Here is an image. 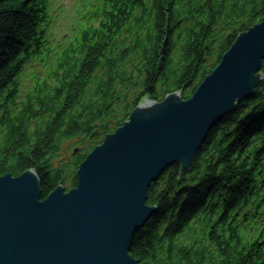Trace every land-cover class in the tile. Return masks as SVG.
Returning a JSON list of instances; mask_svg holds the SVG:
<instances>
[{
  "label": "trees",
  "instance_id": "trees-1",
  "mask_svg": "<svg viewBox=\"0 0 264 264\" xmlns=\"http://www.w3.org/2000/svg\"><path fill=\"white\" fill-rule=\"evenodd\" d=\"M42 14L44 0H0V177L34 170L45 199L76 186L78 166L142 99H189L236 37L262 22L264 0H106L96 27L22 91L21 54ZM260 74L254 96L211 130L191 169L173 166L151 184L147 204L157 212L130 251L139 264H264L263 246L244 242L230 220L264 160V60ZM74 140L80 150L53 165Z\"/></svg>",
  "mask_w": 264,
  "mask_h": 264
},
{
  "label": "water",
  "instance_id": "water-1",
  "mask_svg": "<svg viewBox=\"0 0 264 264\" xmlns=\"http://www.w3.org/2000/svg\"><path fill=\"white\" fill-rule=\"evenodd\" d=\"M264 18L239 34L192 97L142 100L78 166L76 186L43 199L33 170L0 177V264H138L137 234L157 209L148 190L191 169L209 133L262 81Z\"/></svg>",
  "mask_w": 264,
  "mask_h": 264
},
{
  "label": "rangeland",
  "instance_id": "rangeland-1",
  "mask_svg": "<svg viewBox=\"0 0 264 264\" xmlns=\"http://www.w3.org/2000/svg\"><path fill=\"white\" fill-rule=\"evenodd\" d=\"M59 1H61V0H51L50 3H52V4L55 3L57 5L59 3ZM89 2L93 3V0H89ZM59 4L61 6L62 5L65 6V7H61L60 6L58 11L56 12L57 13L56 22L54 21L55 20L54 16H55L56 13H55V11L53 9H51V20H52L53 24L55 22V27L52 26L51 29H53V31H55V30H57V28H58L59 24L61 23V21L67 22L69 20H71L69 25L75 26L76 29L78 27H80V25H81V16L84 13L83 9H84V5L86 4L85 1L82 2L79 5V7L82 8V12L81 13H77V9H76L77 3L76 2L73 5H69V3L66 2V1L60 2ZM86 9H88V6L86 7ZM76 29L74 30V32L76 31ZM80 142H81V140H74L71 143L65 144L63 146V148L61 149L58 157L55 158V160L53 161V165H55L56 167H60L63 162H66V163L69 162V160H70L71 156L73 155V153L80 150ZM76 171H77V169H76ZM76 171H75V174H76ZM33 172L36 174V172L34 170H33ZM18 177H13V178H18ZM58 186H62V185H58ZM65 192H68V191L65 190Z\"/></svg>",
  "mask_w": 264,
  "mask_h": 264
},
{
  "label": "bare ground",
  "instance_id": "bare-ground-1",
  "mask_svg": "<svg viewBox=\"0 0 264 264\" xmlns=\"http://www.w3.org/2000/svg\"><path fill=\"white\" fill-rule=\"evenodd\" d=\"M231 48V47H230ZM32 57V59L30 60V59H25V61H26V74L24 75V78H23V81H22V83H33L32 84V87L33 86H35V84L37 83H35V80L36 79H38V76H39V74H40V72H39V69H38V65L39 64H41L42 63V61L40 60V58H38V57H33V56H31ZM51 59H52V61L54 62V63H56V61H57V56L56 55H51ZM58 75V71L56 70L55 72H54V76L56 77ZM256 89V88H255ZM255 91V90H254ZM253 96H254V94H253ZM191 98V97H190ZM254 137H255V135H251V137H250V139H254ZM253 164H256L257 162L256 161H253L252 162ZM146 205L147 206H150V205H148L147 204V202H146ZM150 207H154V206H150ZM156 208V207H155ZM157 209V208H156ZM157 212V211H156ZM143 228H144V226H143ZM142 228V229H143ZM141 229V230H142ZM140 230V231H141ZM139 231V232H140ZM138 232V233H139ZM137 233V234H138ZM137 234H135V236L137 235ZM134 236V237H135ZM132 246V245H131ZM130 251H131V248H130ZM136 261V260H135ZM139 264V263H138Z\"/></svg>",
  "mask_w": 264,
  "mask_h": 264
}]
</instances>
